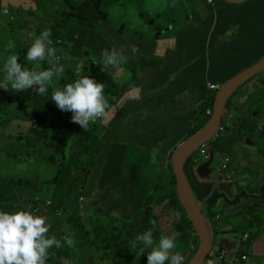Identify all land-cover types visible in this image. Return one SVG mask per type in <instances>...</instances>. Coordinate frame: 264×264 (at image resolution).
Here are the masks:
<instances>
[{
  "label": "trees",
  "instance_id": "16d2710c",
  "mask_svg": "<svg viewBox=\"0 0 264 264\" xmlns=\"http://www.w3.org/2000/svg\"><path fill=\"white\" fill-rule=\"evenodd\" d=\"M39 6L43 5L42 0H34ZM54 2L53 6L47 7L44 11L46 15H51V21L48 23V26H43L40 21L37 22L36 27L34 29V34H41L45 29H49L51 31L50 39L56 41L59 37L69 36L74 38V44L68 50V54L71 55L70 59L67 61V68L70 71L65 72V75L61 77V79L54 81L55 87H63L67 83L74 82V71L77 68L78 60L77 57H85L89 56L92 61L95 63L100 58L101 51L98 50L103 46H109L113 40L117 39L118 32L122 29L120 27L115 31L109 26V23L112 22L110 18L105 21V26L107 28L102 29L100 31L91 33L97 26V23L92 26L89 30L80 32L79 30L75 31L78 28L77 23L73 22V19L76 21V17L74 15L78 12H84L88 8L93 5H97V1L95 0H84L81 4L76 5L71 3L69 0H64L63 2H58L57 0H52ZM205 9L207 8L208 13L211 15L212 19L217 21L221 26L222 31V40L224 36V31L226 29V14L228 9L230 8L231 2L226 0H202ZM250 1V0H249ZM249 1L245 2L247 4ZM16 11H12V15H14ZM32 15V13L30 14ZM29 15V16H30ZM13 19V17H11ZM69 23V26L66 27V24ZM72 33V34H71ZM76 38L74 37V35ZM121 35V33H119ZM139 51L133 56L131 51V45H127V49L129 50V56L127 60L133 61V67L131 70V76L127 79H124L122 83L129 82L131 86H136L139 81V75L141 73H146L143 77L147 82V88L150 93H152L154 100L160 101L161 109L158 112V115L161 116V121L158 124L157 128L154 130L149 127L145 122L142 121H128V128L124 133V137L131 136L134 134L135 129L142 131L138 137L148 138V142L150 145H154L155 138H160L163 144H165L166 139V128H168V123L165 121L163 110L168 107L170 104V99L168 98L169 93L175 89H182L186 86H190L189 90H192L196 87L199 90L198 95L195 97V106L189 110L191 117H187L185 113L181 111V108L175 107L174 110L178 112V133L176 137L179 140V143L170 151V160L174 151L181 145L183 141H187L194 135H197L201 132V130L206 126L210 117H207V111L209 109H214V101L215 94L210 91V84H218L221 83L222 87L226 83L223 81L212 80L214 75L212 74V62L206 56L200 57V51H208L205 49L204 45H201V49L195 51V77L178 82H167L161 74H153L149 70L154 66L156 59L160 58L159 55L156 54V46L151 48L150 45L136 42L135 44ZM97 55H93L90 53V50H96ZM11 53V52H10ZM13 53L24 55L25 49L24 47L16 48ZM7 54V53H6ZM57 55L60 56V52L58 50ZM64 64V60L60 61ZM40 64L47 69L50 65L47 61L40 62ZM96 64V63H95ZM98 65V64H96ZM99 66L98 73H90L85 72L82 75H88L91 77V74L96 77L95 81L98 83H103L105 86V92L108 93L109 96L114 97V101L117 104L121 100V93H118L116 86V79L114 74L117 72L114 69L105 71L101 70V65ZM216 67L221 68L222 66L217 65ZM115 71V72H114ZM225 71V69H224ZM89 73V74H88ZM227 81V80H226ZM161 88L159 89V87ZM187 92V91H186ZM183 94V93H182ZM50 93H46L45 95H39L38 102L42 109L45 110V113L41 111V108L37 106L36 110L32 112H28L26 110V106H23L21 102L18 105V109L24 113L25 119H28L32 122V127L30 131L34 136L41 137L39 140V148L36 149L32 145L26 144V148L22 152V154L32 153L33 158L37 161H42V163H37L40 167V176L35 177L28 188H31L29 191H36L38 195H34L32 199L24 198L22 209L26 210V205L31 206L34 210H37L42 215H47L49 219L52 217H60L62 219L63 216H66L62 213L61 209L64 208L69 212L76 210H85L90 211L92 208H96L95 217L87 216L86 224L91 225L90 233L94 235V237H87V244L94 248V252L97 254H102L105 249L106 258L111 259L109 262H104L103 260H99L98 264H141L145 260V253L140 255L137 259L136 255H139V248H137L136 252L132 251L129 247V244L138 234H142L146 228V226H153L156 229L159 228L158 219L161 220V217L158 215L154 216L151 220L146 222L144 225L133 227V224H129L125 220L126 215L129 214L131 204L135 203V205L139 206L140 209L147 211H156L154 210L155 206L158 205V202H164L167 200L165 197V186L160 189L159 185H156L154 193H143L136 200L132 202L125 201H114L123 199L133 188L142 186V182L139 179V165H132L130 167L131 175L122 176L120 173L121 168L123 167L126 160V152L127 145L122 143H116L114 146L118 150L109 151L105 162L101 161V164L104 162L102 173L99 177L97 186L93 193L86 192V186L89 183V176L84 178L81 177V183L83 185H76L74 183H70L68 179L72 176L74 170L71 169L68 163L63 162V157L66 156V152L62 150L56 149L57 142H62V136L58 135L53 131H49L48 137L43 138L42 136L47 134L49 127L47 124V118L49 115L59 114L56 113L55 107L52 105V100L50 99ZM130 116V113L125 109V107H121L116 113L114 111V107L109 110V118L107 120H101V122L112 123L118 119L119 116ZM100 124V123H98ZM97 124V125H98ZM191 136V137H190ZM50 140L52 143L50 145H46L45 142ZM160 143L159 145H162ZM38 150V152H37ZM44 150H47L46 153H42ZM59 153L60 159H57V154ZM210 153V152H209ZM72 155V154H71ZM70 155V156H71ZM165 158V162H168L166 158V152L163 154ZM192 158L186 165V171L188 170L191 178L192 188H195V166H190ZM63 162V163H62ZM56 165L62 167V173L59 178V181L54 189L52 187H46L50 184L49 181L43 180V177L48 174V172L55 168ZM119 167V170H117ZM83 168V165L80 164V169ZM82 171V170H80ZM169 174H172L173 178H171L170 183L173 188L170 193L169 200L170 204L179 205L181 208H184L177 192V178L174 174L173 165L170 163L168 165V169L166 171ZM82 173V172H81ZM167 180V176H166ZM18 180L13 179L10 184V190L13 187L18 186ZM20 186V185H19ZM21 186L24 187L23 184ZM115 187H119L120 190H115ZM108 188H110L108 190ZM160 192V193H159ZM195 193V191H194ZM211 193H206L205 196H208ZM159 194H161V199L159 198ZM4 195H2L3 197ZM222 198L221 194H216L211 201H206L201 203L203 209L206 210L210 219L212 228L214 231V239H213V247L218 250L223 249L224 245L221 244V241L218 240L216 235V225L223 224L227 226L229 222L237 220L239 222V226L243 224L241 220V213L233 209L228 205L220 203V199ZM20 201L16 200H2L0 199V211H6L12 213L15 211V206ZM51 203L50 206H45L46 203ZM112 202V203H111ZM111 203V207H109ZM232 205V203H231ZM145 208V209H144ZM158 209V208H157ZM184 210V209H183ZM218 210L223 211L222 213L216 212ZM185 213V221L178 226L179 233H185L188 225V220H190ZM91 218V219H89ZM240 218V219H239ZM223 219V220H222ZM63 220V219H62ZM72 230V233H69L67 227L61 222L58 227L59 235H56L58 239H63V236L75 235L78 232H82L84 229V224L81 223L80 220H76L74 218L68 219ZM191 222V221H190ZM77 224V226H75ZM192 224V223H191ZM189 227V226H188ZM193 227V226H192ZM190 228V227H189ZM193 230V228H190ZM194 231V230H193ZM235 232H227L232 233L235 237ZM75 237H70V239H74ZM255 234L252 233V237L250 243H253L256 240ZM69 239V237H68ZM182 237H178L176 242L181 241ZM195 240V238H194ZM223 240H227L224 238ZM79 248L84 246L83 243L76 240ZM194 243V241H193ZM259 243V242H258ZM142 246V245H141ZM64 247L68 248L67 243L64 242ZM127 247L130 249L127 250ZM244 248V247H243ZM260 248H262L260 246ZM87 257L92 260V251H88L84 253ZM112 254H115L113 258L116 260L113 262ZM64 256L58 253V248L53 247L49 250V256L46 262L50 263V260L54 258H59ZM75 258V256H71ZM202 264H210L209 257H206L205 261Z\"/></svg>",
  "mask_w": 264,
  "mask_h": 264
},
{
  "label": "rangeland",
  "instance_id": "374dc122",
  "mask_svg": "<svg viewBox=\"0 0 264 264\" xmlns=\"http://www.w3.org/2000/svg\"><path fill=\"white\" fill-rule=\"evenodd\" d=\"M18 2L20 0H14ZM73 2H81L82 0H72ZM12 4V3H11ZM22 9H36V4L31 2L30 0H26L22 4ZM9 7V5H7ZM10 8V7H9ZM197 10H204V6L201 0H100L98 4L94 8H88L84 12H78L74 15L77 18L76 21L73 19V22L77 23L78 30L86 31L89 30L92 26L100 21H106L108 18L112 20L109 23V26L114 29L113 35H115V31L118 30L121 26H124L123 33L126 37H131L135 30L144 31L148 38L153 35L156 28L160 27H171L173 24L177 23H192L194 22L195 11ZM1 11V10H0ZM45 11H33L31 17L35 18L41 22L43 26H48V23L51 21L52 16L46 15ZM7 19V16H3ZM11 25L13 23H18V19L12 20ZM4 22H0V29ZM69 26V23L66 24V27ZM169 36H172L173 31L168 32ZM35 36H39L36 34ZM34 36L31 39L27 40V46L31 44ZM170 40V39H167ZM26 41V40H25ZM14 42V41H13ZM14 43H18L16 41ZM27 46L25 48H27ZM124 46L126 48V55H128L129 50L127 49V45L124 43L119 42L118 40H113L109 46H103L98 50H102L105 48L111 49L112 47L120 48ZM90 53L93 55H97L96 50H90ZM200 57L206 56L208 51H200ZM87 60V57L86 59ZM244 62H252L250 60H245ZM256 62V61H255ZM22 66L23 62H19ZM27 64V63H26ZM253 65H243L237 66L236 69L239 67H251ZM133 67V61L127 60L125 64L121 66V68L114 74L116 79V86L117 89L120 88L122 85V81L124 79L129 78L131 74V68ZM95 73H98L99 70L96 69ZM212 80L216 81H223L229 80V78L233 75L230 72H225L223 69L218 68L216 66L212 67ZM0 76H2V62H0ZM74 77L75 74H74ZM91 78L94 80L96 77L91 75ZM190 86H186L182 89H175L172 90L168 98L170 99V104L166 109L163 110L165 121L168 123V128H166V138L175 139L178 133V112L174 110L175 107L181 105V94L188 91ZM30 92H25L22 95L23 99H28L27 101V108L28 112H32L34 108L38 106V102L35 96L36 90L30 89ZM104 94L109 100L110 106L113 104L114 97L109 96L108 93L105 92L104 87ZM137 96V95H136ZM30 98V99H29ZM128 98L125 97L124 101H127ZM1 100V98H0ZM18 100H7L6 103L0 104V199L2 200H16L18 199L20 202L15 206V211L17 210H24L22 209L23 200L22 197L32 199L34 195H38L36 191H29L31 188H28L30 182L33 181L35 177L40 176V167L37 163H42V161H37L33 158L32 153H24L25 141H20L18 136L14 134L12 131L15 128V121H20L22 128L27 129L31 126V122L23 121L25 119L24 113L19 110L17 107L19 105ZM23 106L25 103L21 102ZM114 111L117 112L118 105H113ZM112 107V108H113ZM64 119V122L68 125L70 129H72L74 134L71 135L69 139V143L65 146H73L72 155L68 156V165H70L71 169L74 170L72 176L68 179L70 183H74L76 185H83L81 183V177L83 176L86 178L89 176V183L86 186L87 193H93L97 186V182L102 173L103 164H101L100 157L106 156L108 152L111 150V147L116 143H122L127 145V152H126V160L123 167L120 170L122 176L131 175L130 167L132 165H139V179L141 180L143 186L134 188L135 191L138 192H146V193H154L156 185L158 184L160 189L165 186V175L167 176L166 186H165V197L168 198L170 193L172 192L173 188L171 186L170 180L173 178L172 174L166 173L168 169V165L170 163V152L166 153V158L168 162H165V158L163 154L168 151L167 142L165 144L159 145L155 142L154 145H150L148 142V138L138 137L137 135L140 134L139 130L135 129L134 134L128 137H124V133L128 128V121L126 120L125 116H119L118 119L112 123L104 124L102 128H100L101 124L93 125L89 132L83 133L79 132L82 127H80L77 123H73L71 121V113H61ZM191 137V136H190ZM41 137L30 136L26 138L27 141H30L32 146L36 149L39 148V140ZM186 141H183L181 144H184ZM158 148V152L156 154V162L152 163L151 153L153 148ZM38 152V150H37ZM47 150H44L42 153H46ZM80 164L83 165V168L80 169ZM82 170V171H80ZM82 172V173H81ZM62 173V168L56 165L55 168L51 169L46 176L43 177V180L49 181L50 184L46 187H52L54 189L59 181V178ZM187 178L189 182H191L190 173L186 171ZM15 179L18 180V186L11 188L10 184L11 181ZM264 182V181H263ZM21 184L24 185L21 186ZM20 185V186H19ZM230 187V185H227ZM110 188H108L109 190ZM115 190H120L119 187H115ZM195 191V188L193 187ZM2 195H4L2 197ZM198 196V194H197ZM167 204V203H166ZM165 204V206H166ZM45 206L52 205L51 203L44 204ZM164 203L160 204L156 211H148L147 217L151 214L154 216L158 215L161 217V220L158 219L159 228L156 229L153 226H146L145 230L149 228L153 229V236L157 240L161 235V233L171 234V233H179L178 226L182 224L186 217L184 213V208H181L179 205L165 207ZM164 207V208H163ZM31 208L29 205H26L27 209ZM32 209V208H31ZM184 209V210H183ZM33 210V209H32ZM14 211V212H15ZM34 211V210H33ZM62 213L66 216H63L62 219L60 217H52L49 219V236L59 235L58 227L59 224L62 222L66 227L69 233H72V227L68 221L69 218H74L76 220H80L82 224H84V229L82 232H78L75 235L71 236H63V239H60L62 243V247L58 248V253L60 255H64L59 258H54L46 264H98L99 260H103L104 262H109L111 259L106 258L105 254L107 249L104 250L102 254H97L94 252V248L90 247L87 244V237L92 238L94 237L89 231V227L91 225L86 224L87 216L95 217L96 208H92L88 211L76 210L69 212L68 210L62 208ZM179 212L180 218L177 221L175 219L174 213ZM222 213L223 211L218 210L216 211ZM47 216V215H45ZM89 218V219H91ZM126 218L128 221H131L130 216L127 214ZM240 219V218H239ZM77 226V224H75ZM192 224L190 220H188V225L185 233H179L178 237H182L181 241L176 242V248L174 251L181 253L184 256V259L187 257V252L192 248L193 241L195 238V231L192 229ZM253 226L245 227L241 226V230H237L236 227H239V222L237 220L231 221L228 223L227 226L223 224L216 225V235L218 240L221 241L224 238L232 237V233L238 231V234L241 237H245L246 233H252ZM137 227V226H133ZM70 239V237H75L73 243L69 245L67 243L68 248L64 247L65 238ZM177 237V238H178ZM79 241L84 244L82 248H79L78 243ZM264 241L261 242L260 246L264 248L262 245ZM220 248V247H217ZM130 248L127 247V250ZM243 249H248L250 253L252 251L250 248H246L244 246ZM92 251V260H90L87 255L84 253ZM75 256V258L71 257ZM115 257V254H112V259ZM262 256H257L255 264L261 262ZM116 260L113 259V262ZM247 264V261L244 262Z\"/></svg>",
  "mask_w": 264,
  "mask_h": 264
},
{
  "label": "flooded vegetation",
  "instance_id": "af4514ba",
  "mask_svg": "<svg viewBox=\"0 0 264 264\" xmlns=\"http://www.w3.org/2000/svg\"><path fill=\"white\" fill-rule=\"evenodd\" d=\"M243 4L231 3L226 14L223 42L212 44L209 51L213 66H222L225 72L233 74L226 82L264 64V0H250L247 3L249 8L245 9L248 14L234 19L232 7ZM211 18L209 13L207 17L197 16L202 23L211 21ZM214 25L216 29L221 28L215 20ZM248 64L253 66L236 69ZM217 85L222 88L221 83ZM207 147L210 159L195 163V196L199 204L221 194L220 203L242 214L241 226L256 225L259 232L256 241L261 242L264 237V67L250 74L243 84L231 91L218 131ZM200 150L201 147L195 151V161ZM207 191L211 193L205 196ZM165 204V207L173 206L169 199ZM203 210L211 223L208 213ZM147 212L135 213L134 220L137 223L143 219L148 222L154 214L147 217ZM133 225L137 226L136 223ZM241 226L236 229L241 230ZM227 240L235 244L229 250L230 264H245L242 260L245 238L236 231L235 237H228ZM199 243V235L195 232L192 248L198 247ZM192 248L187 252V261L194 257ZM260 256L261 262L257 264H264V251L260 252Z\"/></svg>",
  "mask_w": 264,
  "mask_h": 264
},
{
  "label": "crops",
  "instance_id": "0c3cea01",
  "mask_svg": "<svg viewBox=\"0 0 264 264\" xmlns=\"http://www.w3.org/2000/svg\"><path fill=\"white\" fill-rule=\"evenodd\" d=\"M25 1L26 0H20L18 2H15L14 0H0V10H1L0 22L5 23L4 25H2L0 29V62H2V70L6 58L12 54H15L13 53V51L21 46L24 47L25 49L24 55L18 54V62H23L22 67H28L29 69H31L32 67H36L40 65V63L34 65L32 62H28L26 59L27 49L30 46V44L27 46V40L31 39L34 36L33 35L34 29L37 24V20L35 18H32L30 14L33 13L34 10L44 11L45 9H47V7L53 6L54 2L52 0H42L43 5L39 6L34 0H30L31 2L36 4V9L26 10V9H22V5H21ZM57 1L60 3L63 2L64 0H57ZM69 1L73 4L79 5L84 0H82L81 2H73L72 0ZM95 1H97V4L98 2H100V0H95ZM201 2L204 6V10L195 11L194 22L192 23L184 22V23L173 24L171 27L169 26L160 27V28L158 27L156 28L153 35L149 37V39H147L148 36L144 31H139V30H135V32L132 34L131 37H126L123 33L124 26H121L122 29L118 32L117 39L119 42L124 43L126 45H135L136 42L139 41L150 45L151 48L156 46L157 48L156 54L159 55L160 58L156 59L154 66H152L151 70L149 71L153 74L163 75L164 79L167 80V82L171 83V82L185 81L191 79L195 77V51L201 49V45H204L205 49L208 50V57L212 62L209 52L212 44H215L216 42L219 43L223 42L221 28L220 29L215 28L214 19L211 18V21H208L207 23H202L200 20L197 19V16L200 17L208 16L207 8L205 9V5L202 0ZM7 5H9L10 8ZM94 7L95 5H93L91 8ZM232 8H234V19H238V18H243L248 14L245 9L249 8V5L248 4L235 5ZM14 10L16 11V13L12 15V11ZM3 16H7V19H5ZM11 17H13V19ZM9 18L15 21L18 19V23L14 22L13 23L14 25H11V21ZM96 26L97 27L93 31H90L91 33L107 28L105 26V21L98 22ZM77 30L78 29H75V31ZM79 31L82 32L81 30ZM170 31H173L172 36H169L168 34V32ZM119 33H121V35ZM74 37L76 38L75 35ZM9 40H12L14 42L19 41V44L15 43V48L9 50L7 48V43ZM50 40L52 41V44L50 46L57 48L60 52V55L64 53L68 54L69 48L74 44V38L69 36L59 37L56 41H53L52 39ZM26 46L27 48H25ZM68 56L71 57V55L69 54ZM128 56L129 53L127 57ZM86 57L87 60H85ZM68 60H64V65H65L64 75L66 71H68L70 74V71L66 66ZM77 60H78V65L73 73V75L75 74L76 76L74 78H78L76 75L77 72H79L80 75H82L85 72L94 73L96 72L95 71L96 69L99 70V66L96 65L89 56L77 57ZM212 66H213V62H212ZM145 74L146 73H141V75H139V81L136 86L132 87L129 82L122 83L120 88L117 89L119 90L118 93L122 94L121 100L117 104L115 103L116 100L115 101L113 100V104L112 106H110V109H112L113 105H118V109L116 112L118 113L121 107H125V109L130 113V116L124 115L126 120L145 122L147 125H149V127H151L154 130L155 128H157L158 124L161 121V116L158 115V112L162 109L160 106V101L159 100L155 101L152 93L146 90L147 82L144 80L143 77ZM160 88L161 86L159 87V89ZM30 91H31L30 89H27L16 92V91H12L10 88L8 90L0 88V98H1L0 104H4V102L6 103L7 100H18L19 102L22 103L24 102L26 106L28 99L25 100L26 97L23 99L22 95L25 94V92H30ZM198 93L199 90L196 87H194L192 90H188L187 92L181 94V105L179 107L181 108V111L185 113V115L189 118L191 117L189 110L195 106V97L198 95ZM137 94H139V96L141 97L140 99H136ZM35 96H37L36 99L38 102L39 95L37 94V92ZM125 97L128 98L127 101H124ZM38 106L41 108V111L45 113V110L42 109L39 102H38ZM36 108H34V110H36ZM54 111H56V113L59 114H55L54 112L53 114L48 116L47 124L49 130L47 134L43 135L42 137L43 138L48 137L49 131H53L58 135L62 136L63 140L62 142H57L56 149L66 152V156L63 157V162L67 163L68 156L72 154L73 146L69 145L66 147L65 145L69 143V139L71 135L74 134V132L76 131H73L68 127V125L64 122L63 116L61 114V113H71L70 111H61L58 108H55ZM23 121L31 122L28 119H23ZM98 123L101 124L100 128H102L103 125L106 124L105 122L102 123L101 120H98L95 124H90L88 130L81 129L79 132L88 133L91 127L93 125H97ZM31 127L32 125L29 126L27 129H24L22 128L20 121H15V128L13 129L12 132L18 136V139L20 141L24 140L25 145L26 144L32 145L30 141L26 140V138L30 136H33V138H35L38 136L33 135V133L30 131ZM140 133H142V131H140ZM154 141L158 144L164 142L163 140L161 141V139L158 137L155 138ZM165 141L167 142L166 146L168 147V151L166 152L167 154L179 143L177 137L175 139L166 138ZM51 143L52 142L50 140H47L45 142L46 145H50ZM113 150H118V149H116V147L113 145L111 147V151ZM57 159H60L59 153L57 154ZM100 159L101 161L105 160V156L100 157ZM117 170H119V167ZM164 180L166 181V175L164 177ZM209 192L210 191H207L206 193ZM143 193L145 192L143 191L138 192L135 191L133 188L123 199L114 200V201L132 202L136 200ZM158 199H161V194H159ZM166 201L158 202V205L155 206L154 210L155 209L157 210L159 205L162 203L165 204ZM111 203L108 208L111 207ZM135 204L136 202L131 204V208L128 214L131 218V221H128V219H126L125 221L128 222L129 224L136 223L137 226L144 225L146 223L145 220L143 219L142 222L137 223L134 220V214L143 213L147 211V209L144 208L145 210H142L139 208V206ZM232 204L234 205V203ZM252 233L255 234L256 237H258L259 235L257 228L254 226ZM252 233H249L250 236L249 238H247L245 244V247L250 248L252 253H250L248 249H243V252L248 255V258L244 259V261H247V264H255L254 262L256 261V257L260 255V252L264 251V248H260V244L261 242L264 241V237L259 243H257L256 240L253 243H250ZM262 246L264 247V244Z\"/></svg>",
  "mask_w": 264,
  "mask_h": 264
},
{
  "label": "clouds",
  "instance_id": "9594fccd",
  "mask_svg": "<svg viewBox=\"0 0 264 264\" xmlns=\"http://www.w3.org/2000/svg\"><path fill=\"white\" fill-rule=\"evenodd\" d=\"M33 35L34 39L26 53L27 61L34 65L47 61L50 67L44 69L41 64L31 69L22 67L18 62V54H12L3 64L0 88L5 90L10 88L16 92L35 89L38 95L50 93L52 105L61 111H70L71 121L85 130H88L90 124H95L98 120H107L110 104L104 94V84L77 72L78 78L74 82L67 83L62 88L55 87L54 81L61 79L65 71V65L60 61L68 60L70 57L66 53L58 56V49L50 46L52 41L49 29H45L39 36ZM130 47L135 56L139 51L138 47L136 45ZM7 48L14 49L15 43L9 40ZM125 53L124 46L105 48L102 49L100 58L95 63L102 66V71L106 69L118 71L127 62L128 57ZM140 98L137 94L136 99ZM212 117L213 115L210 116V120ZM205 145L207 147V143ZM157 152L158 148L154 147L151 153L152 163L156 162ZM174 216L178 221L179 212H175ZM49 228V219L45 215H34L26 210H17L12 213L0 211V264H46L49 250L63 246L55 236L48 235ZM247 234L250 236L249 233ZM178 235L179 233L165 234L162 232L157 243L153 236V229L149 228L142 234H138L130 242L129 247L134 252L139 248L137 259L145 253V260L141 264H189L188 256L184 259V254L174 251ZM246 235L244 238L247 241ZM65 242L69 245L73 243L67 237ZM243 254L245 253L242 251ZM242 260L245 262L244 259Z\"/></svg>",
  "mask_w": 264,
  "mask_h": 264
},
{
  "label": "water",
  "instance_id": "95a60500",
  "mask_svg": "<svg viewBox=\"0 0 264 264\" xmlns=\"http://www.w3.org/2000/svg\"><path fill=\"white\" fill-rule=\"evenodd\" d=\"M234 4H243L249 0H226ZM263 65H258L246 73H241L235 76L230 81L226 82L216 95L214 102V114L208 125L197 135L188 139L184 144L176 150L173 155V169L177 178V192L179 199L190 219L194 231L199 235L200 247L196 255L189 264H202L209 252L213 248L214 231L212 224L209 222L204 213L203 207L199 204L194 190L186 175V163L195 151L212 140L215 136L221 121L222 113L225 108L228 97L234 88L243 84L248 76L259 71ZM205 168V167H203ZM246 213L245 210H243ZM221 244L225 248L232 250L235 246L230 240H222Z\"/></svg>",
  "mask_w": 264,
  "mask_h": 264
},
{
  "label": "built area",
  "instance_id": "2783aa9c",
  "mask_svg": "<svg viewBox=\"0 0 264 264\" xmlns=\"http://www.w3.org/2000/svg\"><path fill=\"white\" fill-rule=\"evenodd\" d=\"M210 1H212V0H210ZM209 88H210V91L212 92V93H214L215 91H217L218 89H219V85H217V84H210L209 85ZM216 96V95H215ZM213 115V110L212 109H209L208 111H207V117H210V116H212ZM180 147V146H179ZM178 147V148H179ZM177 148V149H178ZM176 149V150H177ZM176 150L174 151V153L176 152ZM174 155V154H173ZM173 155H172V157H171V160H170V163L173 165V162H172V158H173ZM210 156H211V154L209 153V151H208V149H207V147H206V145H204L202 148H201V150H200V154H199V156L196 158V161H195V155H193V156H191L189 159H188V161H187V163L189 162V160L192 158V160H191V162H190V166H195V163H199L200 161H202V160H209L210 159ZM169 163V164H170ZM187 163H186V165H187ZM31 207V206H30ZM32 208V207H31ZM31 208H29V209H27V211H31L34 215H40V216H42L37 210H34L33 208V210L31 209ZM249 237V235L247 234L246 235V238H248ZM199 247H200V243H199V246L198 247H193L192 248V253L194 254V256L196 255V253L198 252V250H199ZM187 256H188V254H187ZM228 256H229V249L228 248H223V249H220V250H218L217 248H212V250L209 252V254H208V256L207 257H209V262H210V264H230L231 263V260L228 258ZM248 258V255L247 254H243L242 255V259H247Z\"/></svg>",
  "mask_w": 264,
  "mask_h": 264
}]
</instances>
